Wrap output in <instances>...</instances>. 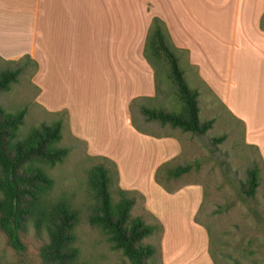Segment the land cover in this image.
Listing matches in <instances>:
<instances>
[{"label":"crops","instance_id":"0c3cea01","mask_svg":"<svg viewBox=\"0 0 264 264\" xmlns=\"http://www.w3.org/2000/svg\"><path fill=\"white\" fill-rule=\"evenodd\" d=\"M153 18L264 162V0H0V61L27 56L36 63V102L49 114L65 113L70 137L114 165L120 190L142 197L162 228L166 259V224L174 216L163 206L187 202L192 226L206 233L194 221L201 187L170 181L166 189L155 180L182 153L177 131L134 128V108L157 96L155 71L144 58ZM136 141L155 148H144L141 162L121 152ZM176 259L167 260L184 264Z\"/></svg>","mask_w":264,"mask_h":264},{"label":"rangeland","instance_id":"374dc122","mask_svg":"<svg viewBox=\"0 0 264 264\" xmlns=\"http://www.w3.org/2000/svg\"><path fill=\"white\" fill-rule=\"evenodd\" d=\"M177 57L188 87L198 94L199 121H213L212 129L202 137L176 130L182 144V153L173 163L184 165L197 161L199 164L197 173L174 181L173 187L178 188L186 184L201 187L202 202L194 221L205 231L206 236L192 226L190 207L184 201L163 206L174 216L171 223L166 224L167 233L163 244V248L168 252L166 259L161 252L162 231H155L144 243L158 250L157 264H172V261L167 260L170 257L177 258L184 264H264V162L256 150L244 145L242 125L226 114L222 104L206 91L205 86L198 81L196 71L188 66L186 58L178 54ZM16 67H21L22 72L8 92L0 93V107L9 113L25 109L24 122L19 129L20 137L41 124L51 125L57 120L62 121V139L58 147L67 149L68 155L61 164L52 169L46 168L45 171L54 183L50 198L65 197L80 210L77 238L82 259L87 264H129L119 252L111 251L100 231L87 222L88 207L92 203L86 185L87 172L97 164L107 167L112 176L110 190L113 194L119 187L112 163L89 156L85 143L70 137L65 127V113L49 114L36 102L38 91L32 84V78L37 68L33 66L32 61H27L25 57L16 62L0 61V72ZM156 83V100L148 104V107L179 113L181 103L176 90L165 79L163 70L157 71ZM133 116L134 128L140 130L139 132L145 129L156 135L171 133L169 127H161L157 122L145 123L135 108ZM219 137H224V140L214 144L212 140ZM122 146L124 147L121 152H133L139 162L140 153L144 148L155 150L153 146L137 141L132 146ZM127 158L130 163L133 162L130 157ZM252 168L258 170L259 184L253 200L245 199L241 193V197L246 201L244 203L237 197V193L246 181L247 171ZM133 197L136 202L131 217H139L149 225L158 224L144 211L142 197L138 194ZM204 238L206 243H203ZM21 241L23 249L14 251L0 232V264H41L39 249L45 242V237L36 236L29 228L21 235Z\"/></svg>","mask_w":264,"mask_h":264},{"label":"trees","instance_id":"16d2710c","mask_svg":"<svg viewBox=\"0 0 264 264\" xmlns=\"http://www.w3.org/2000/svg\"><path fill=\"white\" fill-rule=\"evenodd\" d=\"M260 26L264 30V18ZM144 58L155 75L158 70L164 71L165 79L176 90L181 111L169 113L142 105L138 111L143 121L157 122L161 127L197 137L205 136L212 129L213 121H199L198 94L188 87L179 67L176 49L158 18L151 21ZM25 59L32 61L27 56ZM32 63L37 68L36 63ZM21 72V67L1 71L0 93L8 92ZM25 113V109L9 113L0 107V232L14 251L23 249L21 235L29 228L36 236L45 237L39 249L41 264H87L78 246L80 210L65 197L50 198L54 183L45 171L61 164L68 155L67 149L58 147L62 139V121L41 124L20 137L19 129ZM223 140L224 137H219L212 141L216 144ZM198 170L197 161L184 165L166 163L156 172L155 180L167 189L165 183L179 181ZM246 176L239 190L240 195L237 193L244 203L245 199H254L259 184L256 168L248 170ZM111 183V172L103 164L88 170L86 185L92 199L87 212L88 224L98 229L110 250L119 252L129 264H157L158 250L145 244L144 240L155 231H162L161 226L149 225L139 217H131L136 202L135 193L117 188L112 194Z\"/></svg>","mask_w":264,"mask_h":264}]
</instances>
